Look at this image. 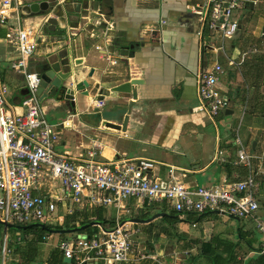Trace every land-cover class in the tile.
<instances>
[{
    "label": "crops",
    "instance_id": "obj_1",
    "mask_svg": "<svg viewBox=\"0 0 264 264\" xmlns=\"http://www.w3.org/2000/svg\"><path fill=\"white\" fill-rule=\"evenodd\" d=\"M41 1H15L8 24L0 23V81L10 88L8 99L11 105L20 110L27 95L24 76L11 68V62L18 54L5 41L7 33L16 28L19 12L21 26L33 27L40 36L38 50L29 63L31 70L54 45L59 44L70 49L74 62L81 66L79 80H87L92 88L100 86L109 90L132 78L144 80L143 86L138 87L137 99L106 93L103 109L95 107V95L85 99L86 105L80 101L76 108L54 100L44 101L48 119L54 124H67L57 150L63 148L61 153L84 158L90 151H96L97 158L105 163L120 158H148L158 162L153 175L163 184L170 181L168 170L173 167L179 180L209 187L247 177L248 167L237 164L239 147L236 140L240 139L245 151L257 159L255 165L259 167L261 183L257 193L260 202L257 215L264 221V69L257 84L252 80L256 56L246 61V69L241 70L244 62L239 56L243 51L244 22L237 36L227 43L225 52H220L217 59L210 52L207 54L210 55L207 66L216 60L224 66L225 74L219 88L231 102L230 109L210 118L206 112L197 109V84L190 73V70L196 72L203 67L205 60L201 48L204 41L198 34V18L188 12L187 5L193 0H162L167 37L162 40L161 48L148 42L140 45L149 30L148 27L144 30L145 24L154 17L151 0H117L114 22L109 28L118 32L123 37L124 46L129 48L122 53L113 49L110 36L100 33V39L95 40L83 29H77L72 16L65 15L66 21L62 22L53 14L37 15L24 11L26 6ZM261 6L257 9L260 10ZM258 10L249 8L245 12L247 22ZM263 27L264 24H259L254 31L260 42L264 41L261 38ZM97 46L102 50H97ZM243 52L242 57L246 53ZM229 60L240 65H230ZM92 69L93 76L89 77ZM229 110L233 113L227 115ZM126 116H129L126 131L107 127L108 122L123 125ZM159 212L171 216L145 224L132 221L135 218L148 219ZM174 212L166 204L149 205L136 198L124 200L117 206H78L69 196L49 217L47 222L54 226L45 225L51 229H69L66 222L71 220L77 225L72 229H77L82 227L80 224L84 220L90 219L101 223L92 227L98 229L94 234L98 235L121 221L133 232L136 248L145 257L114 264H264V255L259 252L264 233L257 229L252 218L236 219L222 212L190 217ZM99 217L106 222L97 220ZM36 224L22 225L27 226L26 230L2 225L0 264H77L75 259L71 263L65 262L66 257L59 245L64 239L89 234L81 231L50 233L38 226L44 231L39 236L35 231H28ZM50 234L58 235L56 241H51ZM4 247L8 249L6 255L3 254ZM81 264L107 263L90 259Z\"/></svg>",
    "mask_w": 264,
    "mask_h": 264
},
{
    "label": "built area",
    "instance_id": "obj_2",
    "mask_svg": "<svg viewBox=\"0 0 264 264\" xmlns=\"http://www.w3.org/2000/svg\"><path fill=\"white\" fill-rule=\"evenodd\" d=\"M15 1L20 0H0L1 24H8ZM262 4L264 0H193L188 8L198 18L203 53L210 52L217 59L220 52H225L227 43L237 36L245 12ZM19 20L18 12L16 28L7 33L5 41L18 54L11 68L24 76L28 93L19 110L9 103V86L0 81V221L46 224L57 212L59 203L69 196L78 206H117L136 198L149 205L166 204L181 215L222 212L236 219L249 217L264 233V221L257 215L260 208L257 193L261 185L257 159L245 151L240 139L236 140L237 164L248 167L247 177L209 187L179 180L173 167L168 170L170 181L163 184L153 175L158 162L148 158H120L105 163L97 158L96 151H90L87 158L59 152L57 146L67 124H54L48 119L37 94L41 79L29 68L40 36L33 27H22ZM97 50L102 49L97 46ZM257 50L254 46L243 57ZM229 64L240 65L234 60H229ZM224 74V66L216 60L196 75L197 109L210 118L231 108L230 100L219 88ZM101 96L105 98L98 91L94 98L98 109L106 106L105 99H99ZM258 160L261 162V158ZM56 220L59 223V218ZM59 248L77 264L90 259L107 264L130 263L145 257L136 248L133 232L121 221L98 235L64 239ZM7 252L4 247L3 254ZM259 252L264 255V242Z\"/></svg>",
    "mask_w": 264,
    "mask_h": 264
},
{
    "label": "water",
    "instance_id": "obj_3",
    "mask_svg": "<svg viewBox=\"0 0 264 264\" xmlns=\"http://www.w3.org/2000/svg\"><path fill=\"white\" fill-rule=\"evenodd\" d=\"M156 3V7L153 8L154 12L153 21L145 24L144 30L149 28L145 40L140 44L152 43L155 48H161L162 40L167 37L164 31L167 27L163 23L167 21L164 17V5L162 0H153ZM24 11L28 14L46 15L53 14L62 22L66 21L65 15L68 17H74L76 21V28L83 29L88 33L89 37L98 38L100 33L111 37V45L116 52L122 53L129 48L125 47L123 37L115 30H110L109 25L114 22L113 17L116 13V0H43L41 2L33 3L24 8ZM188 12H191L188 8ZM242 25H240L241 29ZM262 38H264V27L262 31ZM203 68L207 67L209 57L206 54L204 57ZM80 64L74 62L71 51L68 47L54 45L47 56L42 57L36 62L35 67L31 70L39 75L41 81L37 91L38 96L42 102L47 100H54L55 102H62L66 105H70L72 108H76L77 104L82 101L84 104L85 99L92 95H95L98 91L107 95L121 94L126 96H132L134 99L138 98V87H142L144 80L132 78L122 84L114 86L109 90H104L100 86L92 88L91 84L87 80H79L81 76ZM94 70L89 74L92 77ZM190 73L196 80V72ZM187 78V76H185ZM186 82L185 78L183 79ZM182 81V82H183ZM106 91V92H105ZM26 94L28 89L25 88ZM101 96L99 99H103ZM86 105V104H85ZM233 111L229 110L226 114H231ZM129 116L125 117L123 125H117L114 123H107V127L117 130L126 131ZM171 215L165 212H159L154 214L148 219L135 218L132 221L139 224L150 223L158 218L170 217ZM0 224L7 228H15L26 230L27 226L15 225L0 221ZM47 232L68 234L86 230L89 227L101 225L99 222H92L77 229H51L43 223L36 224ZM62 227V226H61ZM65 262L71 263L72 260L65 258Z\"/></svg>",
    "mask_w": 264,
    "mask_h": 264
},
{
    "label": "rangeland",
    "instance_id": "obj_4",
    "mask_svg": "<svg viewBox=\"0 0 264 264\" xmlns=\"http://www.w3.org/2000/svg\"><path fill=\"white\" fill-rule=\"evenodd\" d=\"M256 10H258V9H256ZM243 22H244L243 33H242V36H241V38H243V41H242L243 51L244 52H249V51H251V49H253L254 46H257L258 50H257L256 53H249V55H247L245 57H242V52L243 51H241L240 56H239V60L243 59L244 64H243L242 68H241V66L237 68V72L238 73L241 70L246 69V65H245L246 61H248L252 57H254V56H264V41L260 42V40L257 37H255V35H254V31H256V27L259 24H264V6H261L260 10L256 11V15L253 16V18L250 21L247 22V19L245 18L243 20ZM246 26H247V28H246ZM99 39L100 38L98 37L95 40H99ZM209 57H210V55H209ZM212 57L213 56H211L210 62L212 61ZM240 68H241V70H239ZM58 151L63 152L64 150H63V148L62 149L60 148V149H58ZM47 224L49 225V227L54 226V224H52L50 222H47ZM35 232L39 236H40L41 233H43V232H40V231H35ZM50 235L52 237L51 241H53V242L56 241V239L58 238L57 234H50ZM49 245H51V247H52V244H49Z\"/></svg>",
    "mask_w": 264,
    "mask_h": 264
},
{
    "label": "trees",
    "instance_id": "obj_5",
    "mask_svg": "<svg viewBox=\"0 0 264 264\" xmlns=\"http://www.w3.org/2000/svg\"><path fill=\"white\" fill-rule=\"evenodd\" d=\"M262 42V41H261ZM255 59V67H254V71H253V77H252V80H253V84H257V81H258V79H259V77H260V74L262 73V71H263V69H264V56H256V57H254ZM175 213V212H174ZM187 215H189L190 217L192 216V215H194V213H189V214H187ZM178 218V217H177ZM97 220H99V221H104V222H106V220H103L101 217H99V218H97ZM92 221L89 219H87V220H84L81 224H80V226H83V225H86V224H89V223H91ZM103 222V223H104ZM66 227L67 228H69V229H72V228H76L77 227V225H74V224H72L71 223V220L70 221H67L66 222ZM63 228V227H62ZM2 229H3V226L2 225H0V244H1V240H2ZM57 229H59V228H57ZM40 231V232H44L41 228H39L38 226H36V225H34V226H32V227H30V228H28V231ZM97 231H98V229L96 230V229H94V228H92V227H89V228H87L86 230H84V231H81L80 233H87V234H89V236H92V235H94L95 234V232L97 233Z\"/></svg>",
    "mask_w": 264,
    "mask_h": 264
},
{
    "label": "flooded vegetation",
    "instance_id": "obj_6",
    "mask_svg": "<svg viewBox=\"0 0 264 264\" xmlns=\"http://www.w3.org/2000/svg\"><path fill=\"white\" fill-rule=\"evenodd\" d=\"M116 1H117V0H116ZM188 1H191V0H187V2H188ZM151 2H152L153 6H154V8H155V7H156V3L153 2V0H151ZM187 6H189V4H188ZM151 21H153V20H151ZM198 24H199V22H198ZM198 34H199V33H198ZM200 45H201V44H200ZM205 55H206V54L203 53V57H205ZM201 68H202V67H199V68H198V71H196V72L198 73V72L200 71ZM196 75H197V74H196Z\"/></svg>",
    "mask_w": 264,
    "mask_h": 264
}]
</instances>
